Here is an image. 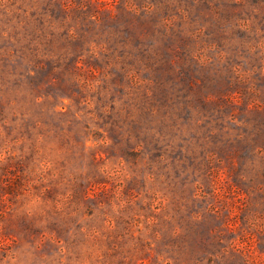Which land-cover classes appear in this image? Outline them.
Masks as SVG:
<instances>
[{
	"label": "rangeland",
	"instance_id": "1",
	"mask_svg": "<svg viewBox=\"0 0 264 264\" xmlns=\"http://www.w3.org/2000/svg\"><path fill=\"white\" fill-rule=\"evenodd\" d=\"M0 264H264V0H0Z\"/></svg>",
	"mask_w": 264,
	"mask_h": 264
}]
</instances>
